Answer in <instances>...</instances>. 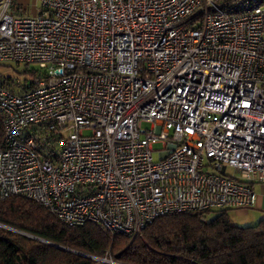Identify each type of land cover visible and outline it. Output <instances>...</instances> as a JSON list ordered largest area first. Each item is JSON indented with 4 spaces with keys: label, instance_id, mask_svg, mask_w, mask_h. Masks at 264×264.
<instances>
[{
    "label": "built area",
    "instance_id": "1",
    "mask_svg": "<svg viewBox=\"0 0 264 264\" xmlns=\"http://www.w3.org/2000/svg\"><path fill=\"white\" fill-rule=\"evenodd\" d=\"M38 1L29 16L0 0V63L37 71L28 89L0 84V200L128 237L166 215L254 205L264 3Z\"/></svg>",
    "mask_w": 264,
    "mask_h": 264
},
{
    "label": "trees",
    "instance_id": "2",
    "mask_svg": "<svg viewBox=\"0 0 264 264\" xmlns=\"http://www.w3.org/2000/svg\"><path fill=\"white\" fill-rule=\"evenodd\" d=\"M24 65L33 79L36 69ZM7 79L0 76V84L11 85ZM216 211L212 218V211L166 215L134 237L111 236L93 223L66 227L43 206L11 196L0 200V264H106L90 257L119 264H264V217L237 225L228 209Z\"/></svg>",
    "mask_w": 264,
    "mask_h": 264
},
{
    "label": "rangeland",
    "instance_id": "3",
    "mask_svg": "<svg viewBox=\"0 0 264 264\" xmlns=\"http://www.w3.org/2000/svg\"><path fill=\"white\" fill-rule=\"evenodd\" d=\"M17 4H21L23 7H25L26 11L25 14L26 15H35L37 13L38 10V6H39V1L38 0H16ZM29 68H34L36 69V66H30ZM25 69V65L24 64H15V63H0V76L2 77H7L10 79H7L8 82L10 83L11 81V85H9L10 88H12L14 91H19L20 89L23 88V84L25 83H29L32 81V78L26 74L23 73V70ZM144 126H148V125H144ZM85 134H87V131L84 132ZM160 147V144H155L154 148L157 149ZM153 158L154 160L157 159V155L156 153L153 154ZM226 172L228 174H234L233 169L231 168H227ZM217 211H212L211 213H209L208 217L212 218L216 215ZM229 217L232 221H245V219H248L250 216L249 214H243V213H237L236 211H228ZM5 228L8 229V227L4 226ZM93 260H97V257H90ZM101 262V261H100Z\"/></svg>",
    "mask_w": 264,
    "mask_h": 264
},
{
    "label": "crops",
    "instance_id": "4",
    "mask_svg": "<svg viewBox=\"0 0 264 264\" xmlns=\"http://www.w3.org/2000/svg\"><path fill=\"white\" fill-rule=\"evenodd\" d=\"M251 187L255 194V203L252 207L247 209H228V211H236L237 213H250V217L248 219H245V221H232L237 225H250L258 221L260 218L264 217V179L260 182H252Z\"/></svg>",
    "mask_w": 264,
    "mask_h": 264
},
{
    "label": "water",
    "instance_id": "5",
    "mask_svg": "<svg viewBox=\"0 0 264 264\" xmlns=\"http://www.w3.org/2000/svg\"><path fill=\"white\" fill-rule=\"evenodd\" d=\"M9 229V228H8ZM19 233H21V232H19ZM21 234H23V235H25V236H27V237H30V238H34V239H37V240H41V239H38V238H36V237H32V236H30V235H27V234H24V233H21ZM42 241V240H41ZM89 257V256H88Z\"/></svg>",
    "mask_w": 264,
    "mask_h": 264
}]
</instances>
